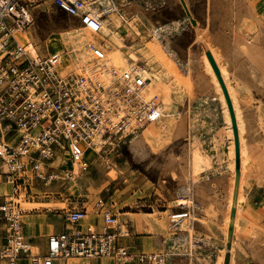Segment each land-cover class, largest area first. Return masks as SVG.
<instances>
[{
    "label": "built area",
    "instance_id": "built-area-1",
    "mask_svg": "<svg viewBox=\"0 0 264 264\" xmlns=\"http://www.w3.org/2000/svg\"><path fill=\"white\" fill-rule=\"evenodd\" d=\"M41 7H54L93 33L101 29L102 13L115 14L123 24L127 18L117 0H0V159L7 157V171L0 165V183L8 187L0 192V264L101 258L112 264H168L163 252L123 245L118 217L102 198L95 201L93 221L87 222L85 205L71 207L64 211L66 226L49 234L36 252L31 249L33 238L25 232V212L18 201L27 181L58 180L57 169L48 165L58 155L66 176L76 165L86 171L90 159L85 151L99 147L104 156L119 152L139 130L135 120L144 123L159 116L136 96L147 82L140 71L124 70L103 87L84 75H62L61 55L22 41ZM88 48L94 59L105 58L103 48ZM116 98L126 102L125 114L118 113ZM182 214L178 218L186 217Z\"/></svg>",
    "mask_w": 264,
    "mask_h": 264
},
{
    "label": "rangeland",
    "instance_id": "rangeland-1",
    "mask_svg": "<svg viewBox=\"0 0 264 264\" xmlns=\"http://www.w3.org/2000/svg\"><path fill=\"white\" fill-rule=\"evenodd\" d=\"M188 1L189 2L187 9L191 14L190 19L186 15V12L180 0H117L120 9L125 15H127V18L135 15L136 17H139L143 24V31L140 30L141 39H138V37L130 33L128 34V32L124 31V28L120 29L123 36H125L124 38L126 46L136 47L139 46L142 41L145 44L149 43L150 41V46L151 44L156 43H163L162 45H165V42L163 41H165V39L170 40L171 35L175 34L176 31L181 30L182 27H190L195 31H197L198 29L202 30L201 35L204 37H199L201 39L198 38L199 41L196 43V47H201L200 42L204 39L206 40L208 36V24L206 20L207 0ZM248 3L255 11L257 19L249 15L244 16V21L246 22L245 25H243L245 26V29H243L242 31L244 33L242 37L247 34H252V37H257L259 34L260 38H264V0H248ZM134 6L137 7V10H134ZM130 13L133 14L131 15ZM115 19L117 20L118 18ZM255 20L258 21L256 22ZM78 25L79 24L76 22V20L67 16L65 13L59 11L54 7H41V9L37 12L34 24L28 29L26 33H24L26 34L24 41H31L38 47H41L43 50H45L46 47H52V42L57 38V34H59V32H63L71 27H75ZM122 26H124L123 23ZM155 28H158V30ZM247 29L249 31H244ZM162 45L158 47L160 49L157 52L158 54L156 53V59L157 62L167 63L166 60H168L167 57L170 53H168V50L165 49ZM169 45L170 41H168L167 46L169 47ZM108 49L112 50L113 47H108ZM59 50L60 49H54L52 50V52ZM111 50L107 51V48H105L104 52L105 54H107L108 52L110 53ZM123 51L125 52V54H127V56H130V53L127 49H124ZM165 54L167 57L165 56ZM159 55H161L162 59ZM104 63L105 61L103 59V63L100 65V67H103V65H105ZM95 65L93 67H95ZM97 68H94V70H97H95L96 73H98ZM183 76L185 77V75H182V77ZM112 78L109 81L111 84H113L114 80H112ZM170 78V82L173 83H171L173 88L175 87L176 89L177 84L176 82H174V75H171ZM172 78L174 79V81ZM243 80H238L237 82L233 80L231 82L234 83L231 84H233L232 86L236 84V86L234 87L235 96L237 97L238 103L240 102L239 108L242 114V119L244 118L243 121L245 120L244 124H246L244 125L245 133L243 134H245V143L251 156V162L246 165V170L248 173H250V180L247 182L246 188H243L242 192L243 200L241 202L242 204L240 205V211L244 207V215L242 216L241 212V216L239 218V226L236 231L237 234L232 239L234 249L233 253L234 258L237 257V252H243V254L246 255L244 250L239 245L240 236L249 235V237L254 240H257L258 237L259 240L255 241V245H252L250 255L253 257L254 264H264V89H257L261 88V85L263 86V84H261L260 82L257 83L258 87H254L251 86V84H249L248 82H244ZM241 82H243L244 84ZM110 83L107 84L110 85ZM107 84L105 86H103L102 84V86L107 87ZM183 86L185 87V84L182 85L181 92L182 89L186 91L184 92V94L182 92L181 99H171L172 105L174 106L171 107V113L177 115V117L175 118L184 117L185 120L189 119L188 125L189 129H191L192 131L191 133H182L179 135L176 134V137L174 135L172 137V140L169 141L170 144L168 143L160 146L158 150L148 153V155L144 156V158L142 159L135 158L132 150L129 148V143L131 140L129 139L126 146L119 152H112L107 156H104V153H99V157L95 158V162L97 163L93 161V163L90 164V171L87 173H81V176H78L74 173L71 180H39L33 178L32 181H27L26 190L22 191L25 198L21 200V208H23V205L25 204L24 201L33 204L37 203L41 206L44 205L48 207H40L39 210L34 209L32 211H26L25 209H23L25 211L24 215L27 214L28 216H30V218H26L30 221L26 223V227H29L30 223L33 224L32 218H34V221L36 223L35 227L40 229L43 235L56 233L66 226L63 217L65 210L71 207L85 205L90 213L89 219H91L93 217L92 211L95 208V201L98 198H102L105 208L115 213L118 217V221L120 220L119 213L122 212L140 214L128 215V218H134L135 221L136 219L139 220L140 218H142L144 228L142 233H139L140 228L137 229V226L134 224L135 222L132 223L129 221L127 223H124L128 230V236L120 237V240L124 245L134 244L139 246V244L136 242L137 239L142 236H147L151 238L152 245L153 243H155V245H158V247H160V249L152 251L165 253L166 249L164 243V233L160 234L155 229L148 228L149 221L147 219L152 218V216L142 214L153 213V217L155 219H161L163 216L168 218L170 213L186 210L185 208L187 207L182 209V207H176L172 203L176 196V190L178 188V173L180 168L178 166L166 168L164 164L167 161L168 157L171 156L175 159H179L181 162H183L184 160L186 163L183 162L181 166H184L185 164L184 167H186L190 162L188 150H190L192 144H194V148H199L203 145L204 141L205 147V102L204 100H202V98L195 99L193 90L188 87V89L186 87L184 88ZM159 95L161 97V94ZM160 97L158 99L163 102L164 98ZM159 103L160 102H157L154 105L156 111L157 109H159V107L157 106L159 105ZM176 104H180L181 106L178 107ZM185 106H187V108ZM219 112L220 111H217L218 114ZM178 114L180 115L178 116ZM158 127H160V124L158 125ZM220 128L221 132L225 131L224 133L228 135L226 125H221ZM229 137L230 136H228V138ZM230 141L231 138L229 139V142ZM215 142L221 143V139H218V141L215 140ZM230 143L229 150H231ZM229 150L226 153L222 152L221 155L218 156V163L214 165L216 167H219L220 171H226L225 166L231 160V154ZM221 151H223V149ZM203 154L204 156H206L205 151L203 152ZM100 155H102L103 157ZM58 156V160H60L61 156ZM93 156L94 155L92 154L88 159L93 160L91 159ZM261 163L263 164V166L260 168L259 166ZM204 168V170L202 169V171H200L198 174L199 178V175L202 172L201 181L205 180L204 175L210 174L214 167L211 165L208 168ZM28 185H30V187ZM0 186V188H5V186L2 184ZM194 200L195 199L193 193H191L190 202H192L193 204ZM180 205L185 206L183 203H179L177 206ZM253 206L255 207L254 209L252 208ZM188 207L189 209L190 207L194 209L192 205H188ZM166 210L168 211L163 214L162 212ZM250 210H253V212L262 219L261 224L257 226L259 227L260 231L259 236H250V233L246 228L247 226H249L250 222L244 217H250ZM194 217H198V219L194 221L195 229L198 232H194V234L205 236V238L215 241V244H213V246L209 245V249H212L210 251H218L220 249L219 252H221L224 248V240L226 239L224 235L225 230L223 231L222 227L219 225V234L213 232V238L212 235L205 234V210L202 212V215H200L199 213L197 214V211L194 212ZM188 219L189 218L183 220L184 224L180 227L182 231L186 233V227L189 224ZM225 234H227L228 236V228ZM188 235L189 234L187 233L186 237H188ZM36 242L40 244L37 245V248L40 249L44 242L38 238L37 240H35V243ZM216 243H218L219 245L218 248L215 247ZM200 245L201 244L197 240H194L193 246H189V248H187L190 251L189 253H191L187 257H194V259H196L200 256V253L205 254V247L202 248L200 247ZM175 257L177 256H171L170 259L172 260V258ZM203 257H205V255ZM72 261L73 260H71V262ZM83 261L88 262V260Z\"/></svg>",
    "mask_w": 264,
    "mask_h": 264
},
{
    "label": "bare ground",
    "instance_id": "bare-ground-1",
    "mask_svg": "<svg viewBox=\"0 0 264 264\" xmlns=\"http://www.w3.org/2000/svg\"><path fill=\"white\" fill-rule=\"evenodd\" d=\"M180 1L186 12V15L190 19L191 14L189 13L187 9L189 1L188 0H180ZM135 9L137 10V7H135L134 10ZM206 9H207L206 20L208 24V33H207L208 36L206 40L204 39L200 42L202 51L199 56L194 57V61H195L194 66L201 68L203 77L205 76V79H207L206 81H204L202 78V80L206 82L205 84H207V85L204 84L205 86H202V87L206 88L205 92L207 91L206 93L209 96L211 95V99L208 98V101L206 100L205 101L207 103H217L218 106L221 107L223 121H224V124L226 125L228 136H230L229 139L231 138V141H230L231 150H229L231 154V160L228 166L230 170L229 171L230 177H229V182H228L229 187L227 186L228 187V190H227L228 197L225 203V217H224V223H223L225 225L224 226L225 230L228 228V236L227 234L225 235L226 236L225 247L221 251V254L218 256L216 264H224V259H225L226 254H229V264H234V253H233L234 249H233L232 239L233 237L236 236L237 234L236 231L239 226V218L241 216L240 205L242 204L241 202L243 200L242 199L243 198L242 187L245 181L246 165H248V163L251 162V156L249 154L248 148L245 143V139H244L245 134H243L245 133L244 132L245 131L244 125H246L244 124L245 120L243 121L244 118L242 119V114L239 108L240 102L238 103L237 97L235 96L234 87L236 86V84L232 86L233 84L231 83H234V82H231V81L234 80L237 82L238 80L244 79L243 80L244 82L246 81L249 84H251V86H254V87H258L257 83L260 82L261 84H263V86L261 85L260 86L261 88H257V89H260V90L264 89V38L261 37L262 38L261 39L259 37V34L257 37H252L251 36L252 34H247L244 37H242V35L244 34L242 31L243 29H245V26L243 25H245V22H246L244 21V16L249 15L257 19L256 13L249 5L248 0H207ZM115 18H118L116 17L115 14H108V15L105 14L104 15L102 13V18L100 19L101 29L99 32L93 33L79 24L78 26L71 27L68 30H65L63 32H59V34H57V38L55 40L53 39L54 41L52 42V45H51L52 47H46V48L49 51H51L50 53H58L59 55H61L62 62L59 65V72L62 75H72V76H75L78 74L84 75L85 77H89L88 79H93V81L99 85L103 84V86H105L107 83H110L109 81L111 80L112 77H113L112 78L113 80L116 74H120L124 70L130 69L132 71L133 70L140 71L145 76V78L147 79L146 85L136 92V96L139 97L141 101H143V105L153 108L154 111L159 116L155 120L149 121L148 123L145 121L144 123H147L146 125H143L144 123L142 124L136 120L133 123L134 125L139 127V130L136 131L133 136H131L132 138L129 143V148L132 150L135 158L142 159L144 158V156H147L148 153L152 151L155 152L156 150H158L160 146H163L164 144H168L169 141L172 140V137L174 135L176 137L177 135L181 134V130H180L181 124H176L174 121V118L177 117V115L167 110V108L163 105L164 102H161L158 98L160 97L159 92L161 91V89H164V93L161 95L160 98H164V96L166 95L168 96L170 91L175 90V87L173 88L172 86L173 83L168 81L171 75H174L175 81L173 78L172 79L177 84L176 90H181L182 85H183V83L181 82V78L183 74L181 76L180 74L181 72L185 70L181 71L182 64L179 62L178 63L180 67H177V68L174 67L177 64L175 65V62L173 61H172L173 62L172 64L171 62L172 56L168 55L167 57L166 54L165 56L168 59L166 60L167 63L157 62L156 53L160 49L158 47H160V45H162L163 43L162 44H157V43L151 44L150 46L149 44L151 43L150 41L149 43H146V44L142 41L139 46H136L135 44L137 43H135L134 45L136 47H131V46L127 47L125 44V38H124L125 36H123L120 29L124 28V31L128 32V34L130 33L138 37V39L139 38L141 39L140 30L143 31L142 21L139 19V17L132 15L130 18H126V23L124 24V26H122V23L119 20V18L117 20ZM244 31L247 32L249 30L247 29ZM24 33L26 32H23L20 38L22 41H24V38L26 37V34ZM154 42H157V41H154ZM90 44H94L97 47H102L103 50L107 48V51L111 50V49H108V47H113L110 53L108 52L107 54H105V58H104L105 65H103V67H100V65L103 63V60H96L91 55L89 48H88ZM166 44L167 43H165V45H162V46L168 50L169 47L167 46L168 44L167 45ZM54 49L56 50L60 49V50L52 52V50ZM124 49H127L129 51L130 56H127V54H125V52L123 51ZM207 52L210 53L219 71L220 78L227 90L229 99L231 101L235 120H236L238 139H239V157H240V169H239L238 177L235 176L236 175L235 174V147H234V142H233V127L231 123V117H230L226 97H225L223 88L221 86V82L219 81V78L217 77L215 73V69L213 65L211 64V61L207 57V54H206ZM159 56L161 58V55ZM93 64L94 65L96 64L95 65L96 68L98 67L97 68L98 73H96L97 71L96 69H95L96 71L94 70L95 67H93L94 66ZM190 71L191 70L186 68L187 74L191 73ZM201 71H199L198 73H200ZM200 77H202V75H200ZM189 85H185V87L190 88ZM108 86L109 85L107 84V87ZM182 91H184V89H182ZM201 91L202 90H200V92ZM157 102H160L159 104H162V105L156 104L160 109V110L157 109L156 111V109L154 108V105ZM115 103L118 108V113L125 114V111L127 110L126 108L128 107L126 102L122 98H116ZM179 115L180 114H178V116ZM218 115L219 114H217V116ZM159 124H160V127H158ZM9 145L13 147L12 142H10ZM191 147H190V150H188L189 156H190V162L188 163V170H189L188 172L186 170L187 167H184L185 164L184 166H181V164L185 162L184 160L183 162H181L179 159H175L171 157L170 155L168 159L166 158L167 161L164 164L166 168L175 167V166H178L180 168L179 173H178L179 174V177H178L179 178V183H178L179 190H181L182 192H185V188H187L189 190V193H191L190 190L192 186L194 189L198 190L199 184L195 183L198 177V174L200 171H202L204 167H208L207 158L206 156H204L203 151L198 147L194 148V144H192ZM95 153H98V154L100 153L99 147H96L94 150L89 149V151H85L84 155L88 157V156H91L92 154L94 155ZM25 154L29 155L28 153H25ZM91 159H94V157H92ZM90 161H92L93 163V161L95 162V159L90 160ZM37 162H38V165L42 164L41 159H37ZM63 164H64L63 159L61 158L60 160H58V157L52 159L48 163L49 166L53 167L54 169H57L55 170V172L58 177V181H62L65 179L71 180L74 173L77 174L78 176H81V173H85V172L87 173L90 171V166H89V169H87L86 171H81L79 167L76 165L74 167V170L68 176H66V170L63 169L62 167ZM0 165H1V168L3 167L2 168V170L4 169L3 171H7V168H6L7 167V157H5V160L0 159ZM62 171L65 174L63 175L64 176L63 178L61 177ZM203 191L202 193L204 194ZM2 192H8V187L4 188ZM182 196H183V193H182ZM22 199H24V194H22L20 199H18V201L20 202V206L22 205L21 204ZM24 203L25 204L23 205V208L21 209L22 210L25 209L26 211L40 209V207L42 208L48 207L44 205L41 206L37 203L33 204V203H27L25 201ZM185 209L186 210L171 213L169 215L168 217L169 231L175 230L178 224L187 218V214L189 213V210H188L189 207ZM192 210L194 211L193 208ZM232 210L234 212L233 215H231ZM94 212H95V208L92 211L93 217L91 219H89L90 213L88 212V215L86 218L87 222L93 221V218L95 216ZM179 213H183L182 215L183 216L186 215V217L178 218V216H180ZM127 214L129 215V213H119V217H120L119 235L122 237L128 236V230H127L126 225L124 224L127 221H129V220L126 221V218H125ZM24 218H25V215L23 219ZM190 224H191L190 237H192L194 240H198L199 242H203L202 238H200L199 236L196 237L194 234L195 232L194 221L193 222L191 221ZM31 249L34 252L37 251V248L35 245H33ZM172 250H173V247H171L169 250H166L165 252L168 259L174 255L173 254L174 252Z\"/></svg>",
    "mask_w": 264,
    "mask_h": 264
},
{
    "label": "crops",
    "instance_id": "crops-1",
    "mask_svg": "<svg viewBox=\"0 0 264 264\" xmlns=\"http://www.w3.org/2000/svg\"><path fill=\"white\" fill-rule=\"evenodd\" d=\"M130 14H132V13H130ZM74 20H76V19H74ZM173 21H176V20H173ZM179 21H181V20H179ZM76 22H77V20H76ZM155 29L158 30V28H155ZM201 32H202V30H199V29L197 31H195L194 29H192L190 27H182L181 30L176 31L175 34L171 35L170 40L165 39L166 41H164L167 44H168V41H170V45H169V49H168V53H170V54H168V55H170V56H172V58H174V59L171 58V62L173 61V62H175V65L177 64L176 66H174V65L173 66L176 68L180 67L179 63H181L182 64L181 71L185 70L184 73L183 72L181 73L183 75L186 74L185 77L183 76L181 78V82L185 85L190 84L189 86H190V89H192L194 94H195V97H196L195 99L202 98V100H204V102L206 104L205 105V113H206L205 114V147H204V141H203V145L199 148L203 152L205 151V155H206L207 163H208V164L206 163L207 166L210 167L212 165L214 167L210 174L204 175V177H205L204 181H201L202 172L199 175V178L197 177L195 183L199 184L198 190L194 189L193 186L191 187L190 192L193 193V196L196 195L194 197L195 200H194L193 204H192V202H190L191 193H189V190L187 188H185V192H182L181 190H179V186L176 190L177 194H176V196L172 202L173 205H175L176 207H182V209L185 207H188V205H190V206L192 205L194 207V211L192 210V207H190V209H188L189 210V213H188L189 217L187 215V218H189L188 219L189 224L186 227L187 233L189 234L188 237H186L187 233L182 231V229L180 228L184 224V221L183 222L181 221L178 224V226L175 228V230L169 231V229H168L169 219L168 218L163 216L161 219H155L153 217V215H154L153 213L142 214V215L152 216V218L147 219L149 221L148 228H153L160 234L164 233V235H165V241H164L165 249L169 250L171 247H173V250H172L174 252L173 256H177V257L172 258V260L169 258L168 264H216L217 258L221 254V252H219L220 249L218 251H210L212 249H209L210 248L209 245L213 246V244H215V241H212L208 238H205V236H199V235L195 234L196 237L199 236L200 238L203 239V242H199L198 240L197 241L201 244L200 247H202V248L205 247V254L200 253V256L198 258L195 257L196 259H194V257H192V258L187 257L188 255L191 254V253H189L190 251L187 248H189V246L192 247L194 244V239L192 237H190V227H191L190 223H191V221L193 222V221H196V219H198V217L197 218L194 217V212L197 211V214L199 213L200 215H202V212L205 210V234L212 235L214 238V233L219 232L218 231L219 225L222 227L223 231L225 230V227H224L225 225L223 223H224V217H225V203H226L227 197H228V191L227 190L229 187L228 182H229V177H230V174H229L230 170L228 168V164H230V163H228L225 166L226 171H220L219 167H216L214 165L218 163V156L221 155L222 152L223 153L228 152L230 142H229L228 135H226L224 133L225 131L221 132V130H220L221 125H223V126L225 125L224 121H223V117H222L221 107L218 106L217 103H207L206 102V101H208V98L211 99V95L209 96L206 93L207 91L205 92L206 88L202 87V86L207 85V84H205L206 82H204L207 79H205V76L203 77V73L201 71L202 69L198 68L197 66H194V64H195L194 63L195 62L194 57L199 56L201 51H202V47H196V43L198 42L197 41L198 37H202V38L204 37L201 35L202 34ZM47 51L50 53V51L48 49H47ZM173 62H172V64H173ZM192 62H193V64H192ZM193 67L195 69L197 68L196 69L197 71ZM186 68L191 70L190 71L191 73L187 74ZM199 71H201L200 72L201 74L198 73ZM181 74H180V76H181ZM200 75H202V77H200ZM196 76H197V78H196ZM202 78L204 81L202 80ZM170 79H168V81H170ZM201 80H202V82H201ZM199 82H201V83H199ZM197 87H199V88H197ZM200 90H202V91L200 92ZM182 92L184 94V91H182ZM182 92H181V90L175 89V90L170 91L168 96L167 95L164 96L165 100L163 101L164 102L163 105L167 108V110L171 111V107H174L172 105L171 99L174 98L175 100H180L182 97ZM159 93L162 95L164 93V89H161V91ZM203 97H204V99H203ZM205 98H207V99H205ZM159 105H162V104H159ZM177 106L180 107L181 105L178 104ZM182 106H184V105H182ZM185 107L187 108V106H185ZM217 111H220L218 116H217V114H218ZM174 121L176 124H181L180 125L181 134L182 133L188 134L189 132L191 133V129H189L187 119L185 120L184 117H179L177 119L174 118ZM147 123H144V124L142 123V124L146 125ZM218 139H221V143L215 142V140L218 141ZM222 149H223V151H221ZM89 157L90 156H88V158ZM91 163H92V161H90V164ZM262 166H263V164L261 163L259 167L261 168ZM186 167H187L186 170L188 172L189 171L188 165ZM249 175H250V173H248L246 170L245 181H244V185L242 187V192H243V188H246L247 182L250 180ZM226 177L228 180L226 179ZM3 190H4L3 188H0V192ZM202 191L204 192V194L202 193ZM182 193H183V196H182ZM187 194H189V195H187ZM179 203H183L185 206H182V205L177 206ZM252 205H250V206H252ZM252 208L254 209L255 207L253 206ZM243 209H244V207H243ZM243 209L241 210L242 216L244 215ZM35 210H39V209H35ZM30 211H32V210H30ZM167 211L168 210L163 211L162 213L165 214ZM122 213H129V215H140V214H135V213L133 214L130 212H122ZM27 216L28 215L25 214V218H24L25 232L33 238L32 246L35 245L37 248L38 247L37 245H40V244L38 242L35 243V240H37V238H38L45 243L46 238L49 234L43 235L41 230L35 227L36 223L34 221V218H32L33 224L30 223L29 227H26L27 226L26 223L30 222L29 220L26 219V218H30V216H28V217ZM126 216H125L126 221L129 220L132 223L135 222L134 224L137 226V229L140 228L139 233H142L144 230L142 218H140L139 220L136 219V221H135L134 218H128V214ZM244 218L250 222L249 226L246 227L250 233V236L251 235L259 236L260 231H259V227H257V226H259L261 224V221H262L261 217L256 215L253 212V210H250V217L247 218L245 216ZM129 221H127V222H129ZM194 228H195V224H194ZM226 231H227V229L224 232L226 233ZM196 232H198V231L195 229V233ZM225 233H224V235H226ZM258 240H259L258 237H257V240H254V239H251L249 237V235L240 236V240H239L240 244L239 245L244 250L246 255H244L243 252H237V257L234 258V264H254L253 257L250 255V253H251L252 245L253 244L255 245V241H258ZM136 242L139 244V246L134 245V244L125 245V246L131 247L132 249H134V251H147L148 252V251L160 249V247H158V245H155V243H153V245H152L151 244V238L147 237V236L139 237ZM44 243L42 244L41 248L43 247ZM146 243H148V244H146ZM215 247L216 248L219 247L218 243H216ZM224 247H225V240H224ZM142 249H145V250H142ZM37 250H38V248H37ZM154 252H156V251H154ZM204 255H205V257H203ZM203 261H205V262H203ZM72 263L73 264H112V261L110 259H106V258L94 259V260H90V261L88 260V262H85L83 260L73 259Z\"/></svg>",
    "mask_w": 264,
    "mask_h": 264
},
{
    "label": "water",
    "instance_id": "water-1",
    "mask_svg": "<svg viewBox=\"0 0 264 264\" xmlns=\"http://www.w3.org/2000/svg\"><path fill=\"white\" fill-rule=\"evenodd\" d=\"M207 57L209 58V60L211 61V64L213 65L214 69H215V73L217 75V77L219 78V81L221 82V86L223 88L225 97H226V101H227V105H228V109H229V113H230V117H231V123H232V127H233V138H234V147H235V176L238 177L239 175V169H240V157H239V139H238V131H237V126H236V120H235V116H234V112H233V108H232V104L231 101L229 99L227 90L220 78V74L219 71L210 55L209 52L206 53ZM233 210L231 211V215H233ZM224 264H229V254L225 255V259H224Z\"/></svg>",
    "mask_w": 264,
    "mask_h": 264
}]
</instances>
